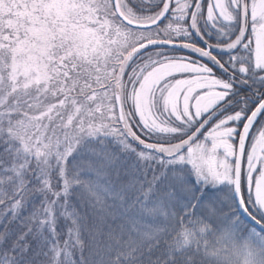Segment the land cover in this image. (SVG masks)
Instances as JSON below:
<instances>
[{"label": "snow or ice", "instance_id": "obj_1", "mask_svg": "<svg viewBox=\"0 0 264 264\" xmlns=\"http://www.w3.org/2000/svg\"><path fill=\"white\" fill-rule=\"evenodd\" d=\"M0 190V264H264V0H0Z\"/></svg>", "mask_w": 264, "mask_h": 264}, {"label": "flooded vegetation", "instance_id": "obj_2", "mask_svg": "<svg viewBox=\"0 0 264 264\" xmlns=\"http://www.w3.org/2000/svg\"><path fill=\"white\" fill-rule=\"evenodd\" d=\"M206 7H207V6L205 5V12H206ZM242 91H243V92H248L249 89H248L247 87H245V88L242 89ZM245 167H246V164H245Z\"/></svg>", "mask_w": 264, "mask_h": 264}, {"label": "trees", "instance_id": "obj_3", "mask_svg": "<svg viewBox=\"0 0 264 264\" xmlns=\"http://www.w3.org/2000/svg\"><path fill=\"white\" fill-rule=\"evenodd\" d=\"M0 191H2V190H0Z\"/></svg>", "mask_w": 264, "mask_h": 264}]
</instances>
